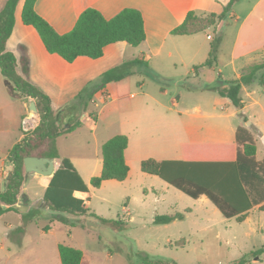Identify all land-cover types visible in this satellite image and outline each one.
<instances>
[{"label": "rangeland", "instance_id": "1", "mask_svg": "<svg viewBox=\"0 0 264 264\" xmlns=\"http://www.w3.org/2000/svg\"><path fill=\"white\" fill-rule=\"evenodd\" d=\"M16 18L12 37L18 35L20 28H25L18 12ZM209 30L214 41L211 44L217 45L216 54L219 55L215 72L221 69L225 80H220L217 76V81L209 84L197 77L186 65L174 66L172 63L159 61L155 63L157 72L152 71L146 62H139L137 67L135 64L129 66L133 77L132 91L139 90L143 78L144 90L158 94L160 103L166 106H170V95L176 98L179 94V108L187 109L183 118L185 121L197 123L198 138L219 137L215 134L220 132H214L219 123L223 126H242L256 146L255 160L259 162L264 178V87L258 83L243 86L240 91L242 109H236L227 98L210 89L213 86H224L225 81L235 79V70L238 72L246 64L255 59L259 60L264 49L238 58L230 64L229 51L235 28H229L221 51V35L213 28ZM8 88L5 77L0 73V171L13 142L21 134L13 121L9 120L10 105L28 108V105L16 97L18 92L10 93ZM80 89L72 97L51 94L52 120L63 123V129L69 128L68 125L74 121L78 125L53 139V147L59 156L54 158L55 165L58 166L61 158H68L87 185L83 200L88 202L89 211L83 215L60 216L48 207L37 206L38 200L44 194V187L39 183L40 178H30L25 192L33 202L28 210L19 213L20 221L30 224L28 231L24 233L25 249L19 251L12 240L23 229L22 225H17L19 218H14L12 211L0 216V264H53V257L59 261L57 242L72 244L81 249L86 255L85 264H145L144 256L174 261L177 264H231L244 256L247 258L246 264H264V252L257 255L251 253L264 246V211L258 205L243 220L226 218L206 196L192 198L159 176L141 170L140 163L143 159L178 157L176 140L188 138L187 135L171 125L169 119L164 125L159 122L163 119L156 117L146 123L147 116L138 115V108L144 101L142 94L132 100L131 107L122 111L112 100L105 107L103 104L95 106L86 85L80 84ZM165 90L169 92L166 96L163 95ZM148 102L153 114L160 110L167 112L165 106L152 100ZM194 106L199 111H195ZM18 122L21 123L24 133V130L28 131L24 128L30 125L26 117L19 115ZM117 134L126 135L128 138V147L125 150L129 167L127 177L122 181L105 180L95 187L91 179L98 176L102 169L101 147L105 141ZM221 136L234 139L233 133L230 136ZM239 147L241 148L240 145ZM52 153L51 149L36 152L43 157ZM8 164L11 163L7 159L6 165ZM3 190L4 181L0 177V191ZM177 213L183 215L181 220L166 224L153 223L156 215ZM6 222H13L16 227L11 236L5 238L2 248V228ZM38 230H42L41 237L36 236ZM180 239L186 240L183 246H178L177 241ZM8 248L12 255L6 260ZM109 252L113 259L107 258L106 254ZM37 253L41 254L40 258Z\"/></svg>", "mask_w": 264, "mask_h": 264}, {"label": "trees", "instance_id": "2", "mask_svg": "<svg viewBox=\"0 0 264 264\" xmlns=\"http://www.w3.org/2000/svg\"><path fill=\"white\" fill-rule=\"evenodd\" d=\"M19 0H7L0 12V72L8 84L14 87L22 98H33L38 110L39 122L33 129L25 131L23 138L11 148L8 161L13 165L5 188L0 192V216L6 211L16 209L24 182L23 159L29 155H37L46 149L53 150L47 157L57 156L53 139L71 131L76 125L61 129L52 120V109L49 97L39 88L25 80L16 71V57L6 50V41L10 36L14 22L15 10ZM237 0H230L220 14L211 13L197 16L189 12L184 20L171 33L174 35H191L199 31L213 28L225 13L231 9ZM36 0H24L21 9V20L32 26L40 36L46 50L57 54L68 62L79 56L98 58L102 56L105 46L115 42H126L131 46H138L145 39V30L141 13L133 8H124L110 19L104 18L94 8H87L79 15L73 28L64 34L57 33L51 25L34 9ZM214 42V41H213ZM217 45L211 44L208 58L198 65L212 67L216 64ZM116 81V95L120 102L128 101L129 87L125 75L117 69H109L100 77V85ZM258 83L264 87V55L257 61L244 66L236 79L225 81V85L213 89L227 98L236 109L243 108L240 91L242 86ZM241 115H243L241 113ZM246 121V117L243 116ZM236 142L241 145L240 150L232 159L209 155V150L199 154H184L182 159L156 160L146 158L141 160V170L148 174L159 176L164 181L192 198L206 196L226 218L243 220L250 210L258 205L264 211V178L261 175L259 162L255 160L256 146L242 126L236 131ZM128 144L126 135L117 134L105 141L101 147L102 169L98 176L91 179L93 186L98 187L105 180L122 181L127 177L129 167L125 162L124 150ZM46 148L44 149V147ZM45 156V155H44ZM75 191L87 192V185L68 158H61L45 188L43 199L49 209L60 214L83 215L89 211L88 204L74 195ZM6 205L3 208L2 205ZM182 214L156 215L155 224H166L181 220ZM104 222H111L101 219ZM178 246L186 243L185 239L177 241ZM58 253L61 264H81L82 251L80 249L59 243ZM264 252V246L251 251L257 255ZM145 264H177L174 261L151 259L144 256ZM247 258L241 257L231 264H246Z\"/></svg>", "mask_w": 264, "mask_h": 264}, {"label": "crops", "instance_id": "3", "mask_svg": "<svg viewBox=\"0 0 264 264\" xmlns=\"http://www.w3.org/2000/svg\"><path fill=\"white\" fill-rule=\"evenodd\" d=\"M229 1L230 0H36L34 5L35 11L59 34H64L70 31L75 25L81 12L87 8L96 9L106 19L114 17L124 8H133L141 13L145 30V39L138 46H131L126 42H115L105 46L102 56L98 58L79 56L72 62H68L57 54L49 53L37 31L32 26L26 25L22 22L21 9L24 0H19L15 10L13 30L6 41V50L12 52L16 57L17 73L44 92L49 97L50 103L52 93L72 97L80 92V84L86 85V89L89 94L92 95L91 101L94 102L95 106L103 104L102 106L105 107L108 101L112 100L115 102L118 109L122 111L131 107L132 100L137 95L142 94L144 96V101L138 108V115H140V117L146 115V123H150L153 120L152 117H156L163 119V121L161 120L159 122H162V125H164L167 124V119H169L171 125L175 126V128L188 136V138L176 140L179 149L178 157L154 158L156 160L182 159L186 153L199 154V152L205 150H209V155L232 159L236 156L237 151L240 148V144L236 142V131L238 126H223L222 123H219L214 130L215 133L220 132L219 134H215V136L219 137L212 139L198 138L197 128L199 126H197V123L193 121H185L183 118L187 109L179 108L180 95L177 94L176 98L170 95L168 99L170 106H166L165 104L160 103L157 96L158 94L144 90L142 85L144 82L143 78L142 82L139 84V90L132 91L131 81L133 77L129 68L131 64H135L137 67L139 62H146L151 67L152 71H157L155 63L160 61L161 63H172L174 66L186 65L197 77L202 78L209 84L215 83L217 81V76L221 78L220 80H225L221 69H218L217 73L215 72L216 64L212 67L201 66L196 68L208 58L211 41H213V37L209 32V29L212 27L191 35H174L171 31L184 20L189 12H193L197 16H206L211 13L220 14ZM6 2L7 0H0V12L4 8ZM17 12L24 27H31L32 29L20 28L18 30V35L12 37L16 26ZM225 26H228V28H225ZM229 28H235V32H233L234 38L229 51L230 58L228 63L233 64L238 58L257 51L261 52L264 49V0H237L232 5L231 9L225 13V16L218 21L213 29L221 35L219 46L220 51ZM217 54L216 63L219 59V55ZM263 55L264 54H262L261 57ZM257 60L258 59H255L252 62ZM113 68L117 69L118 73L125 75V80L129 87V97L126 102H120V98H117L116 81L111 80L103 86L100 85L101 75L105 71ZM233 69L235 68L233 67ZM241 69L238 72L235 70V79L239 77ZM6 84L8 86L7 82ZM8 90L10 93L14 91L9 88ZM168 93L167 90L163 91L164 96L168 95ZM16 97L20 98L25 105H29L31 100L35 102V100L30 97L26 99L19 95H16ZM96 100H98V102H96ZM150 100L156 102V104L165 106L167 112L160 110L159 113L153 114L154 112L151 111V106L148 102ZM10 107L11 117L9 120L11 122L13 121L15 127L21 131V134L17 136L12 144L14 146V144L19 142L25 135L21 130V123L18 122V116L22 115L23 118L26 117V119L30 121V112L29 108L26 107V109L25 106L20 108L19 105L16 107L11 104ZM193 108L195 111H199L197 106H194ZM170 112L172 113L169 114ZM239 113H241V111H239ZM57 125L59 128L63 129V123L58 122V120ZM71 125H76L75 127H77V121L70 123L68 126L70 127ZM34 126L35 125L32 121H30V125L24 128L31 130ZM232 133L234 134V139L226 138L224 136L220 137L221 134L230 136ZM7 159L8 158L3 161L2 170L0 171V177L3 181L4 168ZM32 177L40 178L39 183L44 187L45 191L51 177L31 176L28 180ZM26 184H23L20 195L22 193L27 195L25 192ZM85 194L86 193L82 191L74 192L76 197L82 199ZM20 195L17 203L20 202ZM40 199H43V196ZM32 202L33 200L31 197H28L29 207ZM86 203L88 204V202ZM10 211L13 212L12 214L14 215V218H19L17 225L19 227L22 225L23 228L21 231H18V234L12 237L13 242H15L16 247L20 251L25 249L23 242L24 233L28 231V226L30 224H23V222L20 221L21 215H19V213H22V211ZM10 211H6L1 216L10 214ZM15 227L16 224L13 222L5 223V226L2 228L4 236L2 248H4L5 245V238L11 236V232ZM41 234L42 230H38L36 236L41 237ZM68 238H71V236ZM59 243L61 242H57L56 248ZM68 246L76 248L72 244ZM7 254L6 260H9L12 255L10 248H8ZM106 255L107 258L113 259L111 252ZM37 256L40 258L41 254L37 253ZM58 260L59 261L56 260V257H53L51 262H53V264H61L60 258ZM86 262V255L83 252L81 264H85Z\"/></svg>", "mask_w": 264, "mask_h": 264}, {"label": "water", "instance_id": "4", "mask_svg": "<svg viewBox=\"0 0 264 264\" xmlns=\"http://www.w3.org/2000/svg\"><path fill=\"white\" fill-rule=\"evenodd\" d=\"M8 87L10 90H13L14 87L10 84H8ZM29 112H30V121L35 125L38 122V110L36 107V104L33 100L29 102L28 105ZM262 139L264 141V135L262 136ZM23 167H24V185L26 184L27 180L31 176H39V177H52L55 173V170L57 166L55 165L54 158L50 157H43V156H35V155H29L24 157L23 159ZM13 168L12 164H8L4 168V181L8 179L10 170ZM20 202L15 203L12 205L16 210L18 211H26L28 206V197L25 193H22L20 195ZM37 206H44L48 207L47 203L44 201V199H39ZM3 208H6V205H2Z\"/></svg>", "mask_w": 264, "mask_h": 264}]
</instances>
